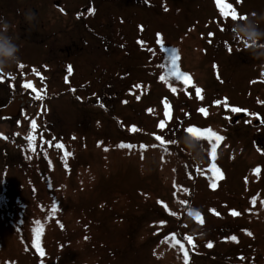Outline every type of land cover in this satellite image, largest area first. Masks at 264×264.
Here are the masks:
<instances>
[{"label":"rangeland","instance_id":"obj_1","mask_svg":"<svg viewBox=\"0 0 264 264\" xmlns=\"http://www.w3.org/2000/svg\"><path fill=\"white\" fill-rule=\"evenodd\" d=\"M225 2L264 30V0ZM0 17L20 61L0 106L30 98L0 107V264H185L177 240L189 264H264V56L239 19L216 0H0ZM189 126L223 138L196 139L199 162Z\"/></svg>","mask_w":264,"mask_h":264},{"label":"clouds","instance_id":"obj_2","mask_svg":"<svg viewBox=\"0 0 264 264\" xmlns=\"http://www.w3.org/2000/svg\"><path fill=\"white\" fill-rule=\"evenodd\" d=\"M255 16L256 14H252L235 21L232 25V31L234 36L246 45L244 50L255 51V58H261L264 56V30L260 28ZM33 17L34 13H28L26 18L31 20ZM9 27V22L4 17H0V72L5 74H7V69L20 62L19 46L8 34ZM184 145L194 161L199 162L203 158L202 146L194 137L185 135Z\"/></svg>","mask_w":264,"mask_h":264},{"label":"snow or ice","instance_id":"obj_3","mask_svg":"<svg viewBox=\"0 0 264 264\" xmlns=\"http://www.w3.org/2000/svg\"><path fill=\"white\" fill-rule=\"evenodd\" d=\"M241 2V0H237V3ZM216 4H217V7L219 8L220 10V13L225 16V17H231L233 20L235 19H243L244 17L240 16L239 13L233 8L232 4L230 3H227L225 2V0H216ZM160 34H158L159 36ZM211 35V34H210ZM172 64H173V68L175 69V65H176V57H173L172 59ZM20 67H23V65H20ZM35 71V70H33ZM178 79L181 78V77H186L187 74H183V73H179L178 71H174L173 73ZM3 77L0 76V80H2ZM161 79H163V77H161ZM185 83H187V80H185ZM24 87L26 88H33V91H35L36 89L33 87V85L31 84V82H26L24 85ZM173 91H175V89H173ZM201 92L200 89H197V94H199ZM40 97L38 96L37 99H39ZM201 99H203V97L201 96L200 97ZM215 104L219 105L221 102L219 100L215 101L214 102ZM225 103H227V100L225 98ZM232 111H239L240 109L238 108H232L231 109ZM199 111L201 112H205V109L201 108L199 109ZM206 114V112H205ZM165 116L168 118V119H171L169 113H165ZM165 124H166V121H161L160 124H159V127L160 128H164L165 127ZM31 127L33 129L36 128V123L35 121L32 122V125ZM133 130H135V128L133 127ZM186 131L191 134L195 139H201V138H206L208 139L209 141H211L213 138H215L217 141L223 139L222 137L218 136L214 131H212L210 128L208 129H198L194 126H189ZM29 139L31 140V137H29ZM157 139H160L162 143H164V141L162 140L161 137H157ZM57 147H61V145H57ZM120 147H125V145L121 144ZM128 147H131L130 145H128ZM142 147H146V146H142ZM214 153H215V145H213L212 147V152H210V156L212 157L213 161L215 159V156H214ZM213 167H215V165L213 164ZM213 187H215V185H213ZM184 191H188L187 189H184ZM182 203H187V201H182ZM210 211H215V210H210ZM233 215H237V213L235 211H233L232 213ZM189 215H195L198 219H199V222L200 223H203V218L201 216V214L199 212H190ZM163 223V221L161 222ZM249 235H251V233H249ZM185 240L187 241H191L192 240V237L190 236H186L184 237ZM232 240H236V237L233 236L231 238ZM177 244H180L181 246V250L184 251V254H185V264H189V260H188V255H187V250L184 249V246L183 244L180 242V241H176ZM209 247L212 246L211 243L208 244ZM192 247H195V245L193 244Z\"/></svg>","mask_w":264,"mask_h":264},{"label":"flooded vegetation","instance_id":"obj_4","mask_svg":"<svg viewBox=\"0 0 264 264\" xmlns=\"http://www.w3.org/2000/svg\"><path fill=\"white\" fill-rule=\"evenodd\" d=\"M0 76L3 77L2 80H0V85L5 87L6 92H8L10 95H12L10 98L8 97L7 100L13 101L14 100V87H13V83L11 81V76L9 75V73L7 72V74H5L4 72H0ZM9 101V102H10ZM7 105V106H6ZM6 108L9 106V103H5L3 105H1L0 107H5ZM10 119H12V117H9Z\"/></svg>","mask_w":264,"mask_h":264},{"label":"water","instance_id":"obj_5","mask_svg":"<svg viewBox=\"0 0 264 264\" xmlns=\"http://www.w3.org/2000/svg\"><path fill=\"white\" fill-rule=\"evenodd\" d=\"M28 101H30L29 97H25L23 99L17 98L8 108L7 113L12 116L17 115L20 110V107L25 105Z\"/></svg>","mask_w":264,"mask_h":264}]
</instances>
